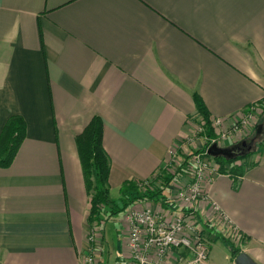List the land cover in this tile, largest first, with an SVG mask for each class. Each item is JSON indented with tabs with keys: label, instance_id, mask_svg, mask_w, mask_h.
Masks as SVG:
<instances>
[{
	"label": "crops",
	"instance_id": "1",
	"mask_svg": "<svg viewBox=\"0 0 264 264\" xmlns=\"http://www.w3.org/2000/svg\"><path fill=\"white\" fill-rule=\"evenodd\" d=\"M194 94L225 128L264 103V0H0V136L12 116L26 122L13 164L0 168V264H83L90 199L77 136L103 120L120 193L164 171L177 145L191 147L202 120ZM256 156L207 191L245 239L242 252L264 264V151ZM147 206L160 207L130 210ZM193 213L209 264H220L212 243H228L210 203ZM120 224L118 261L128 264L125 216ZM235 259L226 250L225 262Z\"/></svg>",
	"mask_w": 264,
	"mask_h": 264
},
{
	"label": "built area",
	"instance_id": "2",
	"mask_svg": "<svg viewBox=\"0 0 264 264\" xmlns=\"http://www.w3.org/2000/svg\"><path fill=\"white\" fill-rule=\"evenodd\" d=\"M260 112L262 107L257 105L234 119L227 128L223 125L224 119H214L212 124L217 131L222 132L224 142L237 141L248 132L250 122ZM214 144L221 147L220 142ZM182 150L181 145H177L171 151L169 165L174 170L182 164L178 161ZM188 172L192 175L189 181L176 194H171L172 201L181 208L180 213L176 214L161 206H147L134 208L126 214L128 264H209V240L205 236L203 224L193 213L199 201L210 203L212 219L224 237L239 239L240 233L232 219L209 197L207 186L222 173L218 164L209 158L208 150L193 154ZM101 239L99 226L89 227L83 264H100L97 255Z\"/></svg>",
	"mask_w": 264,
	"mask_h": 264
},
{
	"label": "trees",
	"instance_id": "3",
	"mask_svg": "<svg viewBox=\"0 0 264 264\" xmlns=\"http://www.w3.org/2000/svg\"><path fill=\"white\" fill-rule=\"evenodd\" d=\"M193 98L197 112L202 118L201 124L208 130L209 137H214L215 132L212 128V119L209 110L200 95L194 94ZM261 106L264 107V103ZM255 133V136L250 140L247 139L236 143L232 147L237 148L243 142L246 143L248 146L247 149L251 148V150H246L244 156L231 160L225 157L213 158L209 156L218 164L220 173H238L242 169V166L247 164L244 161H248L251 156L264 151V139L260 140L258 144L255 143L264 134V125L262 123L257 125ZM25 138V120L18 115L9 118L0 136V168H9L13 164ZM103 138V120L97 116L93 118L91 123L76 138L86 190L90 199V213L88 217L90 227L102 226L108 218L120 214L135 204L153 203L159 204V206L165 209L178 210V207H176L171 199V185L189 175L185 165L191 159V153H188L189 156L185 158L180 167L176 168L174 173L165 168L164 171L157 173L155 177L147 181L125 182L120 189V200L124 207L120 208L118 202L111 199V188L109 184L111 159L105 150ZM210 146H212L211 143L209 144V141L206 142L204 151L208 150ZM238 162L242 163L238 164ZM240 236L242 237V235ZM223 242L230 244L234 258L242 253V249L233 245L227 239L223 238Z\"/></svg>",
	"mask_w": 264,
	"mask_h": 264
},
{
	"label": "rangeland",
	"instance_id": "4",
	"mask_svg": "<svg viewBox=\"0 0 264 264\" xmlns=\"http://www.w3.org/2000/svg\"><path fill=\"white\" fill-rule=\"evenodd\" d=\"M260 106H261V104H260ZM261 107H262V112H260V114H258L259 116H256L252 120V122H250L248 132L243 134L237 141L234 142L232 140V143L236 144V143H240V142L247 140V139L250 140L256 134L255 131H256L257 125H259L261 123L264 125V107L263 106H261ZM212 128L215 132V136L210 138L208 130L206 128H204L203 125L200 123L198 125V128L196 129V133L192 137L194 139L193 140L194 142L191 143V147H189L187 150L180 151L178 161L183 163L185 158L187 156H189L188 153H191L190 155H192V157H193V154H195V153L196 154L204 153L205 152L204 151L205 150L204 143L208 142V141H209V144L211 143V145L214 142H218V143L220 142V146L222 148L225 147V143H227V142H224V140L222 138V132L217 131V129H215L213 127V124H212ZM263 139H264V134H262L261 138L259 140H256L255 143L258 144V142L260 140H263ZM229 142H231V141H229ZM200 143H202V145H204L202 147V149H200L201 148ZM208 149H209V147H208ZM202 151H204V152H202ZM258 155L259 154H257L255 161L259 162L260 160H258ZM190 161H191V159L185 165L186 170H188V169L190 170ZM255 161L251 162V160H250L249 164H252ZM241 163L238 162V164H241ZM172 165H173V163H172ZM178 167H180V166L178 165ZM166 168H167V170H169L172 173L175 172V170L173 169V166H171V165L166 167ZM191 176L192 175H188L185 177L191 178ZM188 181L189 180L183 181L180 179L179 182H177V184H176L177 185L176 189L175 190L172 189L173 193L176 194L177 191L180 190L182 188V186L185 185V183H187ZM111 199H113L114 201H117L120 208L124 207L123 203L120 200L119 191L113 190L111 192ZM130 209H131V207L127 208L125 211L121 212L118 215H115L112 218H108V220L106 222H104L102 226H99L102 236L103 237L105 236L104 241L102 240L104 252H103V254L100 255V259L102 261L101 264H119L118 259L120 258V256L122 255V252H123V242L121 239V232H120L121 231L120 220H122L124 218V216H126V214L129 212ZM225 239H227L228 241H230L233 245H235L237 247L243 246L244 245L243 242L245 241V239H243V236L242 237L239 236L238 240L234 239V238H225ZM210 244H211V241H209V245ZM212 244L214 246L213 247L214 248V254L213 255H214L216 261L219 262L220 264H228L227 262H225V252L228 249L232 251L230 244H223L221 241H219L217 244L216 243L215 244L212 243ZM209 254H210V247H209Z\"/></svg>",
	"mask_w": 264,
	"mask_h": 264
},
{
	"label": "water",
	"instance_id": "5",
	"mask_svg": "<svg viewBox=\"0 0 264 264\" xmlns=\"http://www.w3.org/2000/svg\"><path fill=\"white\" fill-rule=\"evenodd\" d=\"M247 144L242 143L240 147L237 148H221L218 145L214 144L209 147L208 155L213 158L225 157L227 159H234L237 157L244 156L246 154V150H251V148L247 149ZM235 264H258L249 254L246 252L240 253L236 259Z\"/></svg>",
	"mask_w": 264,
	"mask_h": 264
}]
</instances>
